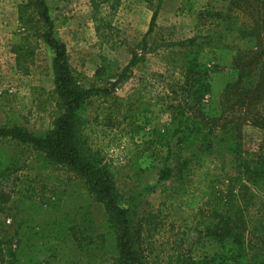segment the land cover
<instances>
[{"label":"rangeland","instance_id":"1","mask_svg":"<svg viewBox=\"0 0 264 264\" xmlns=\"http://www.w3.org/2000/svg\"><path fill=\"white\" fill-rule=\"evenodd\" d=\"M32 2L0 0V126L18 124L38 133L51 128L59 101L53 92V54L42 41L44 26ZM46 2L54 21V37L66 46L72 75L83 88L100 90L86 107L85 136L114 171L119 205L127 207L129 199H137L135 219L145 263L182 264L184 260L225 255L228 246L204 237L205 226L211 221L208 206L201 202L191 208V197L171 201L172 196L166 197L157 186L144 192L145 185L154 184L165 165L166 150L156 138L167 127L168 107L173 103L167 94L185 52L176 44L218 30L198 23L197 18L201 10L217 1L114 0L112 6L102 0ZM156 9V26L146 36ZM232 41L227 35L221 43ZM243 42L245 47L251 46V41ZM134 57L137 61L127 72L128 79L116 83ZM231 58L232 51L216 43L201 53L202 61L217 67L210 74L211 91L205 100L211 115L220 112V95L235 78ZM132 125L142 130L129 138L122 131ZM260 140L258 129L244 126L245 149H257ZM172 143L174 149L175 140ZM0 151L2 166L8 167L0 176V229L9 239L17 236L20 262L26 261V250L34 244L48 251L38 264H115L117 257L102 206L82 180L63 165L43 169L28 147L2 140ZM222 163L224 170L232 173L228 160ZM220 168L216 173L222 176ZM196 174L188 179L192 189L194 182L198 188L210 185V180ZM171 182L165 183L169 192L176 187ZM216 185V189L224 188L221 183ZM250 191L253 200L248 217L252 225H264V184Z\"/></svg>","mask_w":264,"mask_h":264},{"label":"trees","instance_id":"2","mask_svg":"<svg viewBox=\"0 0 264 264\" xmlns=\"http://www.w3.org/2000/svg\"><path fill=\"white\" fill-rule=\"evenodd\" d=\"M113 1L102 0L111 6ZM216 1L217 4L208 5L197 16L198 23L218 27L213 34L216 38L198 35L176 44L185 52L176 81L167 94L173 101L168 107L167 127L156 138L158 145L166 150L165 165L159 170L156 182L145 185L144 192H152L157 186L166 197L172 196L171 201L191 197L194 200L191 208H197L201 202L203 207L208 206L211 221L205 226L204 237L228 246L226 254L184 260L182 264H264V225H252L248 217L253 200L250 190L264 184V0ZM31 5L44 26L42 41L53 54V92L58 98L59 110L51 128L44 132L36 133L18 124L1 125L0 141L30 148L41 160L43 169L63 165L82 180L93 200L102 206L107 234L112 238L117 257L115 264H146L135 219L137 199H129L127 207L119 205L114 171L85 136L86 107L100 90L83 88L72 75L66 46L54 37V21L46 0H33ZM157 15L156 9L146 36L153 32ZM227 35L233 39L232 43L222 44ZM245 40L251 41L250 47L244 46ZM214 43L232 51L231 68L236 75L220 95V112L211 115L205 109V100L211 91L210 74L217 67L211 68L202 61L201 53ZM136 61L134 57L126 65L116 83L128 79L127 72ZM127 107L122 108L128 110ZM246 125L261 133L255 150L244 148ZM141 130L142 127L132 125L122 133L133 138ZM172 140H175L174 149ZM226 160L232 166V173L224 170L222 162ZM3 163L0 158V176L8 170ZM220 165L222 176L216 173ZM196 173L210 180V185L198 188L194 182L192 189L188 179ZM169 181L176 185L171 192L165 184ZM215 183H221L224 188L216 189ZM2 199L0 195V202ZM16 238L14 235L9 239L0 229V264H38L46 257L47 248L33 244L26 250V261L20 262L22 249ZM253 240L260 245H253Z\"/></svg>","mask_w":264,"mask_h":264}]
</instances>
